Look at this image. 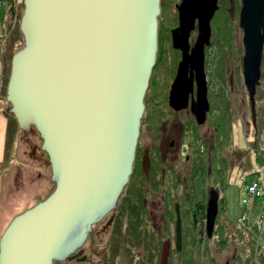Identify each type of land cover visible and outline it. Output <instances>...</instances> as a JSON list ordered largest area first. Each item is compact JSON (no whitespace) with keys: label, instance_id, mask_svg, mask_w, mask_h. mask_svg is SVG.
<instances>
[{"label":"water","instance_id":"95a60500","mask_svg":"<svg viewBox=\"0 0 264 264\" xmlns=\"http://www.w3.org/2000/svg\"><path fill=\"white\" fill-rule=\"evenodd\" d=\"M219 0H181L173 45L182 50L169 91L202 124L210 109L204 69ZM243 75L252 121L264 50V0H241ZM22 45L13 53L6 99L24 134L38 131L55 187L13 217L0 238V264H57L78 256L94 226L117 211L129 183L145 97L158 52L161 0H23ZM198 22V36L188 38ZM191 67V76L188 68ZM195 72V81L194 73ZM197 86L194 96V86ZM219 193L209 191L206 232L212 236ZM83 254V255H82ZM80 256V257H79Z\"/></svg>","mask_w":264,"mask_h":264},{"label":"rangeland","instance_id":"374dc122","mask_svg":"<svg viewBox=\"0 0 264 264\" xmlns=\"http://www.w3.org/2000/svg\"><path fill=\"white\" fill-rule=\"evenodd\" d=\"M3 1L0 0V20L5 27V33L0 37L2 39L0 40V238L15 215L47 197L56 185L52 167L48 162V153L44 154L43 161L37 160L36 156L29 155L31 147L23 139L24 132L14 115L8 111V107L11 106L6 99L8 77L12 55L23 43L20 20L24 4L23 0H8L7 5L2 3ZM163 1V12L159 19L160 21L163 19L164 22L165 9L175 15L174 2L179 0ZM219 4L220 7L211 21V41L205 48L210 102L207 120L198 125L192 112L185 114V118L190 116L192 130L202 140L199 148L204 146V160L209 162L215 158L214 154H216L222 161L225 179L217 185L214 176H211L212 180H201L202 182L197 187L200 191V201L205 203V208L211 187L219 190L220 209L213 237L207 239L204 234L206 221L201 220L200 222L197 219L194 222L192 220L190 212L192 208L194 209L193 202L190 200L185 202L182 198L186 190L184 183L178 180L172 182L168 178L171 175L167 173L162 183L159 181L161 184L157 190L149 197L141 195L140 202L137 200L138 197L131 196V187L128 190L123 189L125 193L119 200L121 204L118 203L117 211L108 228L103 229V225L112 212L94 226L93 232L85 240L82 247L86 258L79 259L75 256L63 262H57V264L71 262L139 264V261H142L139 259L140 254L149 252V247L152 248V255L148 253L147 259L142 261L143 264H152L156 256L159 258V264H264L262 262L264 233L262 237L260 233L257 236L262 245V248H258V244L252 239L251 232H248L242 225L237 227L234 224L238 223L239 218L246 217L248 222L244 221V223L249 225L254 220H259L262 214L260 210L264 196L249 193L248 182L259 175V172H254L256 169L264 167L257 160V156L264 150V52L260 83L257 85L255 96L256 119L253 123L249 92L243 75L245 49L243 28L239 24L241 0H220ZM171 19L174 20L172 16ZM171 23V21H166V26ZM221 43L224 45L221 46ZM167 50L171 53L168 56L171 64L173 56L170 47L165 44L161 46V53ZM162 67L167 68V80H171L172 72L169 63L164 61ZM152 92L153 88L150 83L145 100L148 101ZM220 115L224 116L228 123L225 134L223 131L220 133L216 130ZM181 128V122H175L173 133H179ZM29 136L32 141L38 144L43 143V138L38 131H32ZM153 136L154 133H150L147 128L143 127L140 140L149 143L147 141ZM217 143L218 149L208 150ZM195 146V138L192 137L191 147ZM192 150L191 148V160L194 156ZM180 168L182 169L180 173H184L183 161L180 162ZM170 173H172V168H170ZM165 180L167 181L163 182ZM190 186L193 187L191 183ZM124 194H128L127 198ZM245 197L246 200H243ZM180 200V205L183 206V225L189 230L184 241V252H187V255L176 252L174 223L170 218L173 216L171 215L172 210ZM132 202L136 209H133ZM126 203L129 209H124ZM247 208L250 210L247 211ZM117 213H120L118 218ZM141 225L142 230H140ZM135 228L141 231H138L141 236L143 231L148 235V237L142 236L141 243L138 241L140 239H134L137 233ZM199 229L203 231L200 232ZM135 240L137 243L131 245L130 241ZM150 244L153 246L148 247ZM155 249L160 253H156Z\"/></svg>","mask_w":264,"mask_h":264},{"label":"flooded vegetation","instance_id":"af4514ba","mask_svg":"<svg viewBox=\"0 0 264 264\" xmlns=\"http://www.w3.org/2000/svg\"><path fill=\"white\" fill-rule=\"evenodd\" d=\"M171 1V0H170ZM181 0L175 1V11L176 14H170V11L165 9V21H160L158 26V52L157 60L153 67V72L151 76L150 83L153 88V92L150 95L148 101L146 100L144 115L142 118L140 136L137 147V154L135 159V164L133 167V173L135 174L133 183L131 185V196H136L138 189H142L144 192L148 187H158L162 183V179H165L167 173L171 176L168 177L172 182L178 180V182L184 183V187L189 180V167H190V148L192 144V137L196 133L192 130L190 116L185 118V114H190V101L192 94L189 97V106L184 108L176 109L169 103V91L171 84L177 73L178 65L182 59V50L176 48L173 45L172 39V29L179 24V10L177 4ZM163 0H161V4ZM163 5V4H162ZM163 12V7L161 14ZM173 17V21L171 19ZM166 21H171L172 23L169 26H166ZM198 22L196 21L195 27L191 30L188 38V50L189 53L192 52V48L196 42L198 36ZM168 45L172 51L173 61L170 64V51L167 50L164 53H161V46ZM206 48V46H205ZM170 53V54H169ZM168 62L172 76L171 80H167V68L162 67L163 62ZM204 69L206 72V51H205V60H204ZM194 81H195V72ZM188 76H191V67L188 68ZM173 78V79H172ZM153 84L155 86L153 87ZM170 84V85H169ZM170 86V88H169ZM168 91V93H167ZM197 86H194V96H196ZM147 99V98H146ZM163 100V101H162ZM194 115V114H193ZM195 117V116H194ZM207 120V119H206ZM177 121H180L182 124L181 131L177 134L173 133V124ZM196 121V118H195ZM197 123V122H196ZM143 127L147 128L149 132L154 133L153 138L150 137L149 143L141 142L142 140V131ZM29 134H23V139L29 146L33 143ZM170 137V139H169ZM151 140V141H150ZM33 148V149H32ZM29 150V155L36 156V159L43 161L45 158V151L38 149L35 145ZM204 151V149L202 150ZM183 161L184 173L183 176L180 173V162ZM161 167V168H160ZM170 168H172V173H170ZM182 170V169H181ZM156 171V178H152L151 175ZM155 180V184L154 181ZM152 181V182H151ZM158 181V182H157ZM161 181V183L159 182ZM167 180L163 181L166 182ZM138 197V196H136ZM142 241H140L141 243ZM146 242V241H145ZM151 243V242H150ZM155 242H153L154 244ZM165 245V243H162ZM156 245V244H155ZM155 252L160 253V251L155 249ZM162 252V250H161ZM149 258V257H148ZM139 259L146 260L147 254H140ZM142 261H139V264H143ZM158 256L155 257V260L152 264H159Z\"/></svg>","mask_w":264,"mask_h":264},{"label":"trees","instance_id":"16d2710c","mask_svg":"<svg viewBox=\"0 0 264 264\" xmlns=\"http://www.w3.org/2000/svg\"><path fill=\"white\" fill-rule=\"evenodd\" d=\"M163 3H164V1H163ZM223 45L224 44L221 43V46H223ZM221 117L222 116L220 115L219 122H218L219 124H218V126H216V128H217L216 130L220 131V133H221V131H223L224 134H225L226 133V127L228 126V123H227L226 118L224 116L222 118ZM194 138H195V145L196 146L195 147H191L193 149L192 152H193L194 156H193V158L191 160L192 162H190V170H189V174H188L190 178L188 180V183L185 186L186 190H184L182 198L185 199L184 200L185 202L189 201V200L191 202H193L194 209L192 208V210L190 212L191 215H192V220L195 222L198 219V221L202 222L201 220L205 221L206 208H205V203L200 201V197H199L200 191H199V188L197 189V187L202 182L201 180H205V179L212 180L211 176H214L215 181H216L215 184H217V185H218V183H221L225 179V177H223V167L221 165L222 161L220 160V158L218 159V156L216 154H214V156H215L214 159H211L209 162L205 161L204 160L203 151H201V149L199 148V145L201 144L200 142L202 140H201L200 137H198V134H196V136L194 135ZM218 146L219 145L217 143V145L211 146L210 148H208V150H212L213 149L215 151L216 149H218ZM191 148H190V150H191ZM257 150L259 151L258 148H257ZM223 159L227 160V158H223ZM257 160H259V162L264 165V150L262 152H260V154L257 156ZM224 167H226V165ZM254 172H259V174L261 175L262 172L264 173V167L261 168V169H256ZM182 176H183V173H182ZM134 177H135V174L133 173L132 176H131V180L124 187V190H125V188H127L126 190H128V188L131 187V185L133 183L132 179H134ZM151 177L152 178H156V171H155V173H153L151 175ZM153 181H154L153 184H155L156 181L155 180H153ZM190 183L192 184L193 187L190 186ZM153 189H155V190H153ZM138 190L139 191H136L137 192L136 196H138L137 200H139V202H140V200H141L140 196L141 195H146V197H149L152 194V192L157 190V187H155V186H154V188L148 187V189L145 190L144 192L142 191V189H138ZM123 193H125V192H122V194ZM127 196H128V194H124V197L127 198ZM180 202H181V200L178 201V203H176V205L174 207V210H172V212H171L172 213L171 215H173V216L170 217V218L172 219V222L174 223V232H175L174 238L176 239L175 240L176 241V252H178V253L182 252L185 255H187L186 254L187 252L186 253L184 252V248H185L184 247V243H185L184 241L186 240L185 239V235H186L187 231L189 232V230H188V228L184 227V225H183V216H182L183 206L180 205ZM119 204H121V201H119ZM133 204H134V202H132V205ZM144 207L146 208V204L144 205ZM124 209H129L127 207V203L125 204V208ZM133 209H136L134 207V205H133ZM134 211H137V210H134ZM137 213H138V211H137ZM131 214H133V212H131ZM118 217H120V213H117V218ZM234 224L237 227H239L238 224H236V223H234ZM254 226H255V228L253 229L251 234H252L253 241L256 242V230L259 231V229L257 228L256 225H254ZM140 227H141V229L140 228L139 229L142 230L143 229L142 225ZM245 229L248 231V227H245ZM136 230H137V233H135V238H134L133 235H130L131 237L133 236L134 239H140L138 241H141L142 240V236L148 237L147 233H145L144 231L142 232V236H141L140 233H139L141 231L135 228V231ZM199 231L202 232L203 230L199 229ZM214 231H215V229H214ZM204 234L207 237V239L212 238L213 235H214V233H213V235L211 237H209L207 235V233H206V230H205ZM145 241H147V240H145ZM135 242L137 243L136 240L135 241H130V244L133 245V243H135ZM186 243H188V242H186ZM149 246H153V245L150 244V245H148V247ZM149 249H150L149 252H144V254L150 253V255H152V251H151L152 248L149 247ZM188 259L190 260L191 258H188ZM184 260H186L185 257H184ZM262 262L264 263V255H262ZM252 263H254V260H252Z\"/></svg>","mask_w":264,"mask_h":264},{"label":"built area","instance_id":"2783aa9c","mask_svg":"<svg viewBox=\"0 0 264 264\" xmlns=\"http://www.w3.org/2000/svg\"><path fill=\"white\" fill-rule=\"evenodd\" d=\"M248 190H249V193H251V194H255V193H257V194H261V195H263L262 194V190H261V185H260V183L259 182H257V181H254L252 184H250L249 186H248ZM264 198V197H263ZM243 200H246V197L245 198H243ZM261 216L259 217V223L261 224V226H262V228H263V230H264V199H263V201H262V205H261ZM246 210V209H245ZM244 210V211H245ZM250 209L249 208H247V211H249ZM243 220H247L248 221V218H246V217H243L242 218Z\"/></svg>","mask_w":264,"mask_h":264},{"label":"crops","instance_id":"0c3cea01","mask_svg":"<svg viewBox=\"0 0 264 264\" xmlns=\"http://www.w3.org/2000/svg\"><path fill=\"white\" fill-rule=\"evenodd\" d=\"M2 3L7 5L8 4V0H4ZM6 9H7V6H6ZM6 15H7V13H6ZM6 20H7V17H6ZM1 22L2 21L0 20V37H2L3 36L2 34L5 33V27L3 26V24ZM6 28H7V23H6ZM7 30H8V28H7ZM0 40H2V39H0ZM64 264H67V263H64ZM69 264H85V263H83V262H71ZM89 264H99V263L92 262V263H89Z\"/></svg>","mask_w":264,"mask_h":264},{"label":"bare ground","instance_id":"6f19581e","mask_svg":"<svg viewBox=\"0 0 264 264\" xmlns=\"http://www.w3.org/2000/svg\"><path fill=\"white\" fill-rule=\"evenodd\" d=\"M141 123H142V122H141ZM30 133H31V132H30ZM41 144H42V143H41ZM41 144H38V143H36V142L33 141V143L31 144L30 147L32 148V147L35 145L38 149H40V148H39V145H41ZM32 149H33V148H32ZM40 150H43V149H40ZM43 151H45V150H43ZM45 152H46V151H45Z\"/></svg>","mask_w":264,"mask_h":264}]
</instances>
